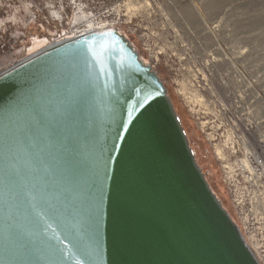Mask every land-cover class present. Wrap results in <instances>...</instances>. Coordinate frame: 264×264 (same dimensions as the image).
<instances>
[{"label": "water", "instance_id": "95a60500", "mask_svg": "<svg viewBox=\"0 0 264 264\" xmlns=\"http://www.w3.org/2000/svg\"><path fill=\"white\" fill-rule=\"evenodd\" d=\"M0 264H261L116 26L0 72Z\"/></svg>", "mask_w": 264, "mask_h": 264}, {"label": "rangeland", "instance_id": "374dc122", "mask_svg": "<svg viewBox=\"0 0 264 264\" xmlns=\"http://www.w3.org/2000/svg\"><path fill=\"white\" fill-rule=\"evenodd\" d=\"M92 16H98L103 22H115L144 60L153 66L175 100L183 72L180 67L185 71L196 68L209 80L213 73L218 86H222L229 97L220 103L219 95L212 90L209 99L216 102L217 109L221 107L224 111V105L234 112L230 110L223 120L230 126L224 140L227 144L230 142L229 150L237 148L240 136L231 125L242 132L243 150V134L251 142L262 136L248 124L249 119L257 120L258 114L252 109H240L232 95L237 90L229 78L230 86L227 82L225 85L227 72L224 69L228 65L223 61L230 57L242 68V57L250 46L260 41L264 43V0H0V71L52 43L72 37V32ZM214 84L217 86L216 82ZM188 94L193 103L195 96ZM189 114L192 119V113ZM216 123L220 124V120ZM208 137L213 140L211 133ZM257 147L264 151L263 145ZM216 148L222 150L220 161L230 160L231 154H227L229 151L224 146L214 144L217 152ZM208 155L207 159L203 157L206 166L212 161L211 153ZM215 166L216 193L242 228L259 262L264 264V236L260 237L264 227L251 222L244 225L246 230L243 228ZM228 173L233 175L232 171Z\"/></svg>", "mask_w": 264, "mask_h": 264}, {"label": "built area", "instance_id": "2783aa9c", "mask_svg": "<svg viewBox=\"0 0 264 264\" xmlns=\"http://www.w3.org/2000/svg\"><path fill=\"white\" fill-rule=\"evenodd\" d=\"M83 25L72 32V37L91 30L116 26L114 21L103 22L98 16H92V19ZM223 63L228 65L224 69L227 72L224 76L225 85L227 82L230 86L229 78L232 82L231 85L237 90L234 91L235 93L232 92L236 105L246 111L252 109L258 114L257 120L249 119L248 124L251 129L253 126L258 127V132L264 136V43L260 41L255 46H250L247 54L242 57V68L238 63H234L230 57H226ZM231 111L233 112L232 109ZM252 120L255 125L252 124ZM231 126L233 131L239 135L238 128L234 125ZM253 150L255 151L249 146V153ZM257 153L261 154V149H258ZM244 156H246V152L243 150L241 154H231L228 161L219 160L221 181L231 197L232 205L239 221L243 224V228L244 225H249L251 222L257 223L259 227H264V168L260 167L257 160H253L251 167L255 168L256 171L257 168L261 169L262 173L258 177H252L250 169L242 163H238ZM226 164L231 166L228 167ZM229 171H232L233 175H229ZM240 229L244 233L241 227ZM262 236L264 233L260 235V237Z\"/></svg>", "mask_w": 264, "mask_h": 264}, {"label": "flooded vegetation", "instance_id": "af4514ba", "mask_svg": "<svg viewBox=\"0 0 264 264\" xmlns=\"http://www.w3.org/2000/svg\"><path fill=\"white\" fill-rule=\"evenodd\" d=\"M179 70H182L183 72H181L180 74L181 78H180V86L177 90L178 93L177 100L173 99V97L171 99L182 120L190 144L196 155V159L202 171L204 172L210 186L216 193L214 172L217 169L215 164L218 166L220 173H221V167H220V162L219 165L217 164L218 163L217 161H219V159L213 150V146L214 144H219L222 147L224 146L226 151H229L228 154L229 153L230 154L235 153L236 155L241 154L240 152H243L242 132H240L239 139H237L238 140L237 148L234 149L233 147L231 150H229L228 146L230 145L229 144L230 142L227 144L224 142V140H225V135L228 133V130L230 129V126L229 123L227 122L225 123L223 120H225L226 118L225 116H227V114L230 113L229 111L231 109L230 110L226 109L224 105H223L224 111H222L221 107L217 109L216 102H214L212 99H209V97L212 95V90H214V92H216L219 95L220 103L222 102V100L227 101L229 95L224 91V88L221 85H220L221 87L218 86L219 83L216 81V77L213 73L211 75L212 78L209 80V78L207 79L205 78L203 72L199 71L196 68L194 69L191 68V71L189 69H186L187 71H185L184 67L182 66L180 67ZM201 80H204V83L201 82ZM215 82L217 83V86L214 84ZM188 83L193 86H190ZM188 85L192 89H190ZM188 93L193 94L195 96L194 98L200 100L194 99L195 101L191 103V100L189 98L190 94ZM189 111H193V112H189ZM189 113H192V119L190 118ZM205 120L208 122H204ZM218 120H220V124L216 123V121ZM201 122H204L206 124V128H207L206 133L207 134L211 133L213 135V140H211L203 133L201 129L202 128ZM253 130L258 131V127L254 126ZM209 153H211L212 161L210 162V164L207 163L208 166H206L203 163L204 162L203 157L207 159V157H209L208 155Z\"/></svg>", "mask_w": 264, "mask_h": 264}, {"label": "bare ground", "instance_id": "6f19581e", "mask_svg": "<svg viewBox=\"0 0 264 264\" xmlns=\"http://www.w3.org/2000/svg\"><path fill=\"white\" fill-rule=\"evenodd\" d=\"M82 26H84V25H82ZM89 29V28H88ZM189 84V83H188ZM190 85V84H189ZM188 85V86H189ZM190 86H193V85H190ZM189 86V87H190ZM186 87V86H185ZM190 89H192L191 87H190ZM185 90V89H184ZM187 90H188V88H187ZM184 99V98H183ZM185 100V99H184ZM187 104H188V102H187ZM186 106V105H185ZM188 110H189V108H188ZM177 111V110H176ZM193 112V111H192ZM195 117V116H194ZM195 119V118H194ZM204 122H208V121H204ZM204 122H201V129H202V131H203V133L208 137V134L206 133V130H207V128H206V124L204 123ZM183 124V123H182ZM198 125H200V124H198ZM202 133V134H203ZM243 137H244V139H245V142H243L244 143V150L246 149V156H244V158L243 159H241V161H239V163H242V165H244V166H246L247 168H249L250 169V171H251V175L253 176V177H258L261 173H262V170L261 169H259V168H257V171L255 170V168H252L251 166H252V161L253 160H257V162H258V164L260 165V167H262V168H264V151L262 150V148H260V147H257V145L258 144H261V145H263V148H264V136L262 135L259 139H258V141H256V142H251V140L245 135V134H243ZM249 146L250 147H252V148H254L255 149V151L253 150V151H251L250 153H249ZM258 149H261V154H258L257 152H258ZM214 150V149H213ZM216 150H217V152L214 150V152H215V154H216V156L218 157V159H219V157L221 156V153H222V150H221V148H216ZM241 153V152H240ZM249 153V154H248ZM228 154V153H227ZM230 154V153H229ZM223 157H224V155H223ZM230 159V158H229ZM222 160H228V159H222ZM258 173H260V174H258ZM220 198V197H219ZM221 199V198H220ZM224 204V203H223Z\"/></svg>", "mask_w": 264, "mask_h": 264}, {"label": "trees", "instance_id": "16d2710c", "mask_svg": "<svg viewBox=\"0 0 264 264\" xmlns=\"http://www.w3.org/2000/svg\"><path fill=\"white\" fill-rule=\"evenodd\" d=\"M141 57L143 58L142 55H141ZM143 59H144V58H143ZM21 60H22V59H21ZM19 61H20V60H19ZM17 62H18V61H17ZM17 62H15V63H17ZM15 63H14V64H15ZM10 66H12V65H10ZM10 66H8V67H10ZM8 67H6L5 69H7ZM5 69H3V70H5ZM3 70H1V71H3ZM1 71H0V72H1ZM169 94H170V92H169ZM170 97H171V94H170ZM171 98H172V97H171Z\"/></svg>", "mask_w": 264, "mask_h": 264}]
</instances>
